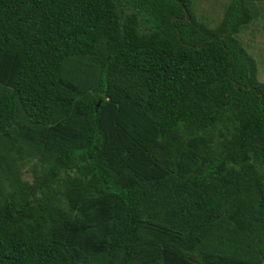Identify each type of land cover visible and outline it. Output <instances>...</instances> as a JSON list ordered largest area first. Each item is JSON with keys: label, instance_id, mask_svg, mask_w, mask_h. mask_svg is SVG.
<instances>
[{"label": "trees", "instance_id": "1", "mask_svg": "<svg viewBox=\"0 0 264 264\" xmlns=\"http://www.w3.org/2000/svg\"><path fill=\"white\" fill-rule=\"evenodd\" d=\"M247 1L0 0V264H264Z\"/></svg>", "mask_w": 264, "mask_h": 264}, {"label": "rangeland", "instance_id": "2", "mask_svg": "<svg viewBox=\"0 0 264 264\" xmlns=\"http://www.w3.org/2000/svg\"><path fill=\"white\" fill-rule=\"evenodd\" d=\"M230 0H193V16L208 28L215 27L221 20L223 10ZM252 15L251 21L240 28L236 36L239 44L256 65V78L264 84V2L247 1ZM22 178L29 179L26 167Z\"/></svg>", "mask_w": 264, "mask_h": 264}, {"label": "water", "instance_id": "3", "mask_svg": "<svg viewBox=\"0 0 264 264\" xmlns=\"http://www.w3.org/2000/svg\"><path fill=\"white\" fill-rule=\"evenodd\" d=\"M173 20H174V19H173ZM98 104H99V101H97V103H96V105H95V108H97Z\"/></svg>", "mask_w": 264, "mask_h": 264}]
</instances>
